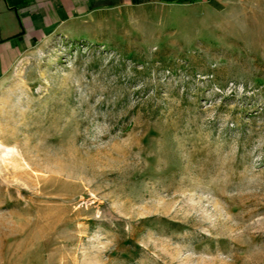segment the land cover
I'll return each mask as SVG.
<instances>
[{
	"label": "rangeland",
	"instance_id": "obj_1",
	"mask_svg": "<svg viewBox=\"0 0 264 264\" xmlns=\"http://www.w3.org/2000/svg\"><path fill=\"white\" fill-rule=\"evenodd\" d=\"M0 264H264V0H145L17 57Z\"/></svg>",
	"mask_w": 264,
	"mask_h": 264
},
{
	"label": "crops",
	"instance_id": "obj_2",
	"mask_svg": "<svg viewBox=\"0 0 264 264\" xmlns=\"http://www.w3.org/2000/svg\"><path fill=\"white\" fill-rule=\"evenodd\" d=\"M189 7L203 3L231 0H199L193 4L165 3ZM145 0H0V79L14 60L53 36L74 39L90 28L106 24L107 17L119 16L122 10Z\"/></svg>",
	"mask_w": 264,
	"mask_h": 264
},
{
	"label": "trees",
	"instance_id": "obj_3",
	"mask_svg": "<svg viewBox=\"0 0 264 264\" xmlns=\"http://www.w3.org/2000/svg\"><path fill=\"white\" fill-rule=\"evenodd\" d=\"M165 3H175V4H193L199 0H162Z\"/></svg>",
	"mask_w": 264,
	"mask_h": 264
}]
</instances>
